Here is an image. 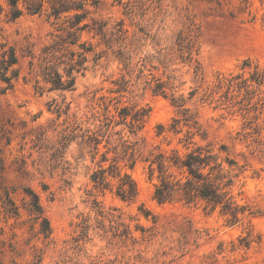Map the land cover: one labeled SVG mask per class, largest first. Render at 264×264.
<instances>
[{
    "label": "rangeland",
    "instance_id": "1",
    "mask_svg": "<svg viewBox=\"0 0 264 264\" xmlns=\"http://www.w3.org/2000/svg\"><path fill=\"white\" fill-rule=\"evenodd\" d=\"M161 2V14L149 12L140 25L159 45L141 41L127 69L91 55L71 91L41 93L32 76L5 92L0 83V264H264V0ZM92 13L138 30L139 18H127L119 0H98ZM50 28L43 16L9 21L4 12L0 42L19 53L28 43L39 49ZM181 31L196 43L191 62L172 48ZM179 99L201 125L198 143L235 162L231 194L248 208L235 224L204 202L154 198L147 158L181 146L185 130L167 139L156 133L158 124L170 126ZM134 105L151 110L142 130L113 122L96 155L83 145L79 135L103 124L106 107L118 120L120 108ZM77 126L83 131L59 150ZM112 164L136 182V199L118 196L115 180L94 186V170ZM31 192L50 221L47 239L28 211Z\"/></svg>",
    "mask_w": 264,
    "mask_h": 264
},
{
    "label": "trees",
    "instance_id": "2",
    "mask_svg": "<svg viewBox=\"0 0 264 264\" xmlns=\"http://www.w3.org/2000/svg\"><path fill=\"white\" fill-rule=\"evenodd\" d=\"M0 1L7 7L5 9L4 4L0 3V15L5 12L9 21H15L27 13L43 16L51 26L39 49L35 48L34 43H28L19 53L14 45L0 42V83L3 84L4 92L13 89L21 77L26 79L28 76L34 78L35 88L41 93L46 88L49 91H71L75 88L77 76L86 69L91 55L94 62L110 56L127 69L145 45H141V41L151 37L153 43H156L157 35L151 36L152 29L146 31V26H140L141 22L146 20L149 12L156 11L155 16H159L162 11L161 0H119L127 18L132 21L139 18L136 24L138 30L131 33L124 19L94 16L92 8L98 5V0ZM195 47L192 34L181 31L172 48L179 51L184 61L191 62ZM163 87L162 83L157 82V91L165 92ZM173 104L178 107V114L170 126L157 125V136L167 139L170 134L179 135L184 130L185 133L178 140L180 147L167 150L158 148L157 152H152V156L147 158L151 176L155 175L157 180L154 198L159 203L181 201L196 205L204 202L211 210H219L227 216L232 224L241 221L247 215L248 208L240 205L231 194V168L235 162L229 157L222 158L213 144H199L196 137L204 138L201 125L185 107L183 99L173 100ZM56 111L60 113L61 106H57ZM150 111L146 107L125 106L119 109L118 120H115L116 117L109 114L106 107L104 122L97 130L83 131L80 126L71 129L70 133L62 136L59 150L67 148L78 130L83 131L79 135L83 145L96 155L99 144L113 122L115 125L124 124L136 134L145 126ZM221 149H225V146ZM103 160H107L106 156ZM99 167L90 177L95 187L108 189L111 180H115L118 196L125 200L136 199L138 186L129 175L122 174L114 164L109 169ZM29 195L28 211L39 224V233L47 239L51 235L50 221L40 204L39 196L35 192ZM83 229L87 237L90 225L83 226Z\"/></svg>",
    "mask_w": 264,
    "mask_h": 264
}]
</instances>
